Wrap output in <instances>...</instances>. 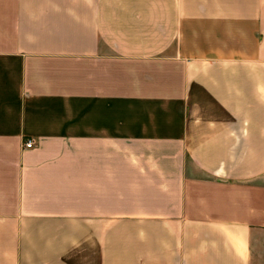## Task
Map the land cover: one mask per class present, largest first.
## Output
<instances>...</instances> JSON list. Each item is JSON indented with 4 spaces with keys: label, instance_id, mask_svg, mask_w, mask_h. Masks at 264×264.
<instances>
[{
    "label": "crops",
    "instance_id": "1",
    "mask_svg": "<svg viewBox=\"0 0 264 264\" xmlns=\"http://www.w3.org/2000/svg\"><path fill=\"white\" fill-rule=\"evenodd\" d=\"M263 237L264 0H0V264H258Z\"/></svg>",
    "mask_w": 264,
    "mask_h": 264
},
{
    "label": "rangeland",
    "instance_id": "2",
    "mask_svg": "<svg viewBox=\"0 0 264 264\" xmlns=\"http://www.w3.org/2000/svg\"><path fill=\"white\" fill-rule=\"evenodd\" d=\"M262 241L263 244L258 249V257L260 259L258 264H264V237L262 238Z\"/></svg>",
    "mask_w": 264,
    "mask_h": 264
},
{
    "label": "built area",
    "instance_id": "3",
    "mask_svg": "<svg viewBox=\"0 0 264 264\" xmlns=\"http://www.w3.org/2000/svg\"><path fill=\"white\" fill-rule=\"evenodd\" d=\"M25 145H26V148L31 149L35 146V143L34 141H28Z\"/></svg>",
    "mask_w": 264,
    "mask_h": 264
}]
</instances>
